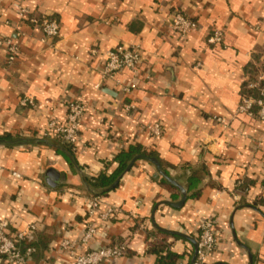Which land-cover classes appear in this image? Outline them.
<instances>
[{
	"label": "crops",
	"instance_id": "crops-1",
	"mask_svg": "<svg viewBox=\"0 0 264 264\" xmlns=\"http://www.w3.org/2000/svg\"><path fill=\"white\" fill-rule=\"evenodd\" d=\"M15 4L32 16L57 18L55 44H44L41 30L23 21ZM175 11L198 23L186 38L169 28ZM213 30L223 31V46L208 44ZM2 37L18 42L21 54L9 66L0 47V137H10L0 139V221L12 232L38 226L28 240L37 253L27 264H72L58 248L64 239L79 242L85 230L89 193L77 166L52 147L14 143L42 138L52 117L64 122L69 101L86 106L84 147L75 158L90 180L106 172L108 162L112 173L122 150L141 145L189 194L183 208L160 205L155 212L181 194L154 177L152 164L136 162L103 196L123 215L100 229L99 245L129 240L125 256L104 264H158L148 252L158 233L177 256L174 264H191L193 244L155 229L154 222L198 240L208 218L220 240L207 264H264V123L237 113L250 71H264V0H0ZM122 44L141 48L144 56L138 77L120 76L136 83L128 95L101 77L108 52ZM25 97L36 108H22ZM124 103L136 105L138 115L125 114ZM154 122L164 129L158 141L146 130ZM202 167L207 174L193 197L187 180ZM50 173L60 181H49ZM0 264L8 263L0 258Z\"/></svg>",
	"mask_w": 264,
	"mask_h": 264
},
{
	"label": "built area",
	"instance_id": "built-area-1",
	"mask_svg": "<svg viewBox=\"0 0 264 264\" xmlns=\"http://www.w3.org/2000/svg\"><path fill=\"white\" fill-rule=\"evenodd\" d=\"M14 9L23 21L41 30L44 44L50 42L53 45L59 39L61 26L57 18L32 16L29 10L20 4H15ZM197 27L198 23L182 11H175L170 17V30L182 38H186ZM207 42L212 47L223 46V31L213 30ZM0 47L6 50L8 65H13L21 54L20 44L10 37H2L0 38ZM143 63L144 56L141 48L124 44L118 45L107 54V62L101 73L102 82H113L123 94L128 95L137 88L136 83L123 82L120 76L123 72L129 71L138 77ZM200 66L201 64H198V67ZM246 88L248 92L242 96L237 110L238 115L255 118L264 123V71L260 72L255 79H249ZM20 106L22 108H36V103L33 98L25 97L21 100ZM66 111L64 122L55 117L49 120L42 137H55L76 157L84 147L81 134L85 127L86 106L80 101H69L66 104ZM123 111L125 114L134 117L139 112L137 106L131 103H124ZM216 121L224 128L227 127L225 120L217 118ZM146 130L155 141L164 136V129L160 122L151 123ZM102 167L108 173L107 163ZM81 168L86 169L83 166ZM237 184L239 185L241 182ZM85 209L87 218L84 223L85 230L82 238L79 242L64 239L60 243L58 254L71 257L72 264H104L109 260L125 256L128 250V239L106 246L99 245L97 241L100 229L118 220L123 215V210L120 207L105 203L103 196L87 198ZM37 230L38 226L31 224L22 231L12 232L8 222L0 221V258L8 264H27L37 253V249L32 244H28V240L35 236ZM219 240V232L214 220L212 218L206 219L201 224L198 234L195 264H207L210 257L217 251Z\"/></svg>",
	"mask_w": 264,
	"mask_h": 264
},
{
	"label": "trees",
	"instance_id": "trees-1",
	"mask_svg": "<svg viewBox=\"0 0 264 264\" xmlns=\"http://www.w3.org/2000/svg\"><path fill=\"white\" fill-rule=\"evenodd\" d=\"M259 68H254L250 71V74L253 75L251 78L255 79L257 75L256 71ZM255 72V73H254ZM251 79V80H252ZM246 92H248L247 88ZM0 139H10L9 136L0 137ZM70 150V149H69ZM136 155H144L150 157H156L157 154L155 152L149 151L142 147L141 145H134L129 148L128 151L122 150L115 158L114 162L117 164V167L113 170L112 173L108 174L107 172H102L98 177L89 179V185L91 188L97 190H103L109 188L114 182L124 173L126 168L128 167L131 160ZM109 162L107 166H109ZM170 174L169 171H167ZM207 174V170L205 167L201 169L192 170V173L188 177V189L193 192V197H199L201 190H199V186L203 182L205 175ZM162 184L169 187L170 189L175 190L172 185H168L166 181L163 179ZM242 186H238V192L242 193ZM107 193H103L99 196H104ZM155 240L149 244V253H154L159 257L158 264H174L177 256L170 251V244L167 242L166 235L162 233H158V235H154Z\"/></svg>",
	"mask_w": 264,
	"mask_h": 264
},
{
	"label": "water",
	"instance_id": "water-1",
	"mask_svg": "<svg viewBox=\"0 0 264 264\" xmlns=\"http://www.w3.org/2000/svg\"><path fill=\"white\" fill-rule=\"evenodd\" d=\"M3 143L8 144V142H6V141ZM14 143L20 144V145H26L29 143H33L34 145L48 146V147H52L56 150H59L62 153H64L65 155H67L72 160V162L77 166L79 172L82 174L84 181H85V184H86V187H87V190H88V193H89V198L93 197V196H99L103 193H108V192L116 189L118 187L119 183L121 182L122 178L134 168L136 162H138V161H146V162H149L150 164H152L154 166V168L156 169V174L154 175V177L157 179H164L166 181V183H168V184L172 185L173 187H175L176 189H178L180 194H181V199L179 201H177V202L165 201L163 203H160L157 206L155 212L157 211V209L160 205H168V206H171V207L176 208V209H181V208H183V206L185 205V203L189 197L187 189L180 182H178V180L172 178L171 176H169L166 173V171L162 167L160 160L156 157H150V156H144V155L134 156V158L131 160L128 167L124 171V173L114 182V184H112L109 188H106L103 190H97V189L90 187L89 182H88V180L90 179L89 176H87L85 174V172L83 171V169L80 166H78V163L76 162L75 156L61 142H52L48 138L42 137V138H34V139H20V140L15 141ZM48 180L52 181V182L60 181V174L50 173V174H48ZM154 228L161 231V232H165V233L170 234V235L178 236V237H181V238L191 242L194 246V249H195L191 264H195L196 256H197V250H198V240L192 238L191 236H189L183 232H174V231L165 230V229L159 227L155 222H154ZM250 258H251V256H250Z\"/></svg>",
	"mask_w": 264,
	"mask_h": 264
}]
</instances>
